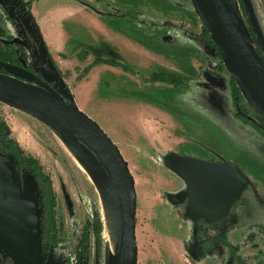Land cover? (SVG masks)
Segmentation results:
<instances>
[{
	"label": "rangeland",
	"instance_id": "obj_1",
	"mask_svg": "<svg viewBox=\"0 0 264 264\" xmlns=\"http://www.w3.org/2000/svg\"><path fill=\"white\" fill-rule=\"evenodd\" d=\"M225 2L264 59V0ZM202 25L191 0H0V45L14 61L0 63L56 75L66 92L69 82L73 97L127 159L136 182L138 264H204L210 256L194 259L193 219L186 205L169 200L181 179L164 164L169 152L235 161L250 185L224 217L230 232L235 229L227 239L239 253L240 243L250 239L264 251V134L237 115L240 107L258 116L242 94L237 102L233 79ZM48 42L60 48L62 65ZM69 69L72 74H62ZM0 120L53 183L57 245L49 251L42 248L46 212L39 207L38 183L0 152V199L39 244L30 264H111L100 192L69 144L42 121L3 103ZM87 227L84 259L79 251ZM199 234L205 250L210 236L205 228ZM216 252L221 264H240L227 248L217 245ZM0 253V264H22L1 241ZM241 258L264 264L261 253Z\"/></svg>",
	"mask_w": 264,
	"mask_h": 264
},
{
	"label": "water",
	"instance_id": "obj_2",
	"mask_svg": "<svg viewBox=\"0 0 264 264\" xmlns=\"http://www.w3.org/2000/svg\"><path fill=\"white\" fill-rule=\"evenodd\" d=\"M223 65L242 96L264 119V59L238 23L225 0H191ZM14 43L22 44L16 38ZM0 103L25 112L55 130L87 165L91 156L112 180L117 213V249L111 264H138L137 192L135 178L120 148L100 125L75 106L58 79L26 68L2 64ZM56 82V84H54ZM54 84V85H53ZM249 119H254L241 111ZM164 164L185 183L169 194L173 205L186 202L185 214L208 222L226 217L250 181L230 160H205L169 152ZM0 241L23 264L40 250L16 212L0 199ZM37 245V246H36Z\"/></svg>",
	"mask_w": 264,
	"mask_h": 264
},
{
	"label": "trees",
	"instance_id": "obj_3",
	"mask_svg": "<svg viewBox=\"0 0 264 264\" xmlns=\"http://www.w3.org/2000/svg\"><path fill=\"white\" fill-rule=\"evenodd\" d=\"M242 2V0H241ZM30 4V1L27 2ZM203 26V34L208 37L209 33L207 29ZM210 36V35H209ZM40 38V37H39ZM209 38V37H208ZM210 44L213 45L211 42V38L208 41ZM214 46V45H213ZM260 52V51H259ZM9 53L3 51V47L1 48L0 45V61L4 62H14L9 58ZM219 55V53L217 52ZM220 56V55H219ZM0 71H5L10 73L7 69L3 66H0ZM163 78H167L166 76H162ZM234 82V80H232ZM234 95L239 103V100L242 98L241 92L238 89L236 83L234 82ZM242 112L244 110L241 109ZM237 115L243 117L246 121H251L256 127L264 129V119L260 116H257L254 119H249L243 116L239 111H237ZM0 152L6 155H11L13 159L16 161L18 168L21 169H28L32 172L33 176L35 177L38 183V203L39 207L43 208L46 212V227L44 228V236H45V250L54 251L57 245V229H56V212H55V205L56 199L53 190V183L51 177L47 175L39 163L37 159L31 156H25L24 150L20 147L19 143L11 138V130L3 120H0ZM239 167V166H238ZM240 169V167H239ZM243 174H245L242 169H240ZM191 220V219H190ZM226 219L208 222L204 219H197L192 220V229H193V237L195 238L194 245L192 247V254L194 259H201L206 257L208 254H211L216 251L217 245L223 246L225 249L227 248L230 251L232 260L235 262L237 261L240 264H245V260L239 256V248L234 246L229 240L227 239V235L230 229L226 225ZM89 227H91L89 225ZM205 228L206 233L210 236V243L207 245V248L204 250L203 245L205 244L202 242V234H199V230ZM102 224L99 223L97 227V234L101 235ZM215 230V231H214ZM204 231V230H203ZM89 228L85 229V233L82 239V247L79 251V254L84 259L87 258L86 249L88 247V242L90 235Z\"/></svg>",
	"mask_w": 264,
	"mask_h": 264
},
{
	"label": "bare ground",
	"instance_id": "obj_4",
	"mask_svg": "<svg viewBox=\"0 0 264 264\" xmlns=\"http://www.w3.org/2000/svg\"><path fill=\"white\" fill-rule=\"evenodd\" d=\"M78 164L84 170L85 168L92 176V180L98 187L101 196V206L103 221L105 225V237L110 251L115 254L117 249V213L116 198L111 178L101 166V164L91 156L89 163L85 165L70 147Z\"/></svg>",
	"mask_w": 264,
	"mask_h": 264
},
{
	"label": "crops",
	"instance_id": "obj_5",
	"mask_svg": "<svg viewBox=\"0 0 264 264\" xmlns=\"http://www.w3.org/2000/svg\"><path fill=\"white\" fill-rule=\"evenodd\" d=\"M27 1V0H26ZM51 45V46H50ZM48 47L51 53L52 58L56 61V63L60 66L62 65V57H61V50L58 47V45L56 43H50L48 42ZM70 75L72 74V69L69 70H65V72H63L62 74H66ZM51 78H55L58 79V83L61 84V79L57 78L56 75L51 76ZM56 84V82L54 83ZM68 85V87H67ZM63 86L66 87L67 89V93H70L71 96L69 95L70 99L72 100V102L75 104V106L77 108H79L82 112H84L85 114H87L90 118H92L94 121L95 119L92 117V115L86 110L84 109V102H79L77 100L76 97H73L74 91L72 90V85L67 82L66 84H64ZM97 122V121H96ZM260 133L264 134V129L258 128V130H256ZM114 141V140H113ZM115 142V141H114ZM116 143V142H115ZM118 146V145H117ZM121 150V149H120ZM122 152V151H121ZM123 154V153H122ZM183 155V154H182ZM124 156V155H123ZM125 157V156H124ZM216 161L220 160L221 157H216ZM126 159V158H125ZM225 159V158H223ZM127 160V159H126ZM205 160H213L212 158H206ZM215 160V159H214ZM228 160V159H227ZM231 161V160H230ZM233 163H235V161H232ZM236 164V163H235ZM237 165V164H236ZM238 166V165H237ZM177 188H176V192L181 191L184 187H185V183L183 182V180L179 179L177 182ZM235 233V229L232 230L231 232L229 231V234L227 235L229 240L231 239L232 234ZM255 239H250V240H243L240 244H245L241 247L239 256L241 257H253V256H258L260 253L264 254V251L261 248V245L254 241ZM221 258H223V256L221 254H217V252L214 254H210L209 257L204 258L203 260H201L204 264H221L220 260Z\"/></svg>",
	"mask_w": 264,
	"mask_h": 264
},
{
	"label": "flooded vegetation",
	"instance_id": "obj_6",
	"mask_svg": "<svg viewBox=\"0 0 264 264\" xmlns=\"http://www.w3.org/2000/svg\"><path fill=\"white\" fill-rule=\"evenodd\" d=\"M185 188V187H184ZM183 188V189H184ZM186 204V202H184V203H182L181 204V206H184ZM4 249H5V247H4ZM6 250V249H5ZM9 254H11L12 256H14L15 257V255L14 254H12L11 252H9L8 250H6ZM1 254V253H0ZM16 258V257H15ZM17 259V258H16ZM18 261H19V259H17ZM20 263H22L21 261H20ZM23 264V263H22Z\"/></svg>",
	"mask_w": 264,
	"mask_h": 264
}]
</instances>
